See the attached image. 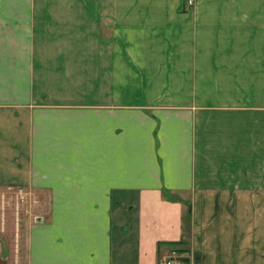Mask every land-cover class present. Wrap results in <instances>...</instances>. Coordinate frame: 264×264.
Listing matches in <instances>:
<instances>
[{"label":"crops","instance_id":"obj_1","mask_svg":"<svg viewBox=\"0 0 264 264\" xmlns=\"http://www.w3.org/2000/svg\"><path fill=\"white\" fill-rule=\"evenodd\" d=\"M191 2L0 0L14 264H264V0Z\"/></svg>","mask_w":264,"mask_h":264},{"label":"rangeland","instance_id":"obj_2","mask_svg":"<svg viewBox=\"0 0 264 264\" xmlns=\"http://www.w3.org/2000/svg\"><path fill=\"white\" fill-rule=\"evenodd\" d=\"M181 3L192 4L191 0H181ZM21 193L19 194L16 189L0 191V256L8 264L16 263L18 255H21L25 218L30 213L42 211L43 208L25 191H21ZM20 196L23 197L21 201L19 200ZM187 224L188 219L184 217V234L187 232Z\"/></svg>","mask_w":264,"mask_h":264},{"label":"built area","instance_id":"obj_3","mask_svg":"<svg viewBox=\"0 0 264 264\" xmlns=\"http://www.w3.org/2000/svg\"><path fill=\"white\" fill-rule=\"evenodd\" d=\"M17 192L20 194L21 190L18 189ZM22 199L23 197L20 196L19 200L21 201ZM161 264H187V262L183 261L180 256L177 255L174 251H171L167 256L163 258Z\"/></svg>","mask_w":264,"mask_h":264},{"label":"trees","instance_id":"obj_4","mask_svg":"<svg viewBox=\"0 0 264 264\" xmlns=\"http://www.w3.org/2000/svg\"><path fill=\"white\" fill-rule=\"evenodd\" d=\"M184 217L187 218V219H188V217H189V209H188V206L185 207V211H184V213H183L182 221H183ZM182 227H183V226H182ZM183 235H184V232H183ZM184 241H185V239L183 238V239H181V240H178L177 242H172V243H168V244H170L171 247H173L175 251H177V252L180 253V252H183L184 249L181 248V247H177V248L175 249V247H176V245H181V244H183ZM181 254H182V253H181ZM180 258H181L183 261H185V262L187 261V257H186V255H180Z\"/></svg>","mask_w":264,"mask_h":264},{"label":"water","instance_id":"obj_5","mask_svg":"<svg viewBox=\"0 0 264 264\" xmlns=\"http://www.w3.org/2000/svg\"><path fill=\"white\" fill-rule=\"evenodd\" d=\"M0 263H3V261H2V260H0Z\"/></svg>","mask_w":264,"mask_h":264}]
</instances>
